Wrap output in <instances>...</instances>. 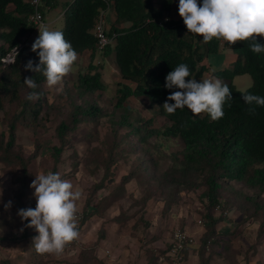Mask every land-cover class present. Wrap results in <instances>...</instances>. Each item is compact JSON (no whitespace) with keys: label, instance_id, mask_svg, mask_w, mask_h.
Segmentation results:
<instances>
[{"label":"trees","instance_id":"obj_1","mask_svg":"<svg viewBox=\"0 0 264 264\" xmlns=\"http://www.w3.org/2000/svg\"><path fill=\"white\" fill-rule=\"evenodd\" d=\"M197 2L202 5L203 0ZM173 3L174 0H163L162 3L157 0H45L40 8L44 16L47 8L61 6L63 27L59 31L71 43L79 58L87 54L90 59L87 72L79 74L75 89L61 94L69 99L71 110L56 127L60 146L53 148V157L55 164H58L67 147V136L81 123L107 118L109 142L108 156L102 161L104 178L94 186L78 230L83 229L86 221L104 217L105 208L122 198L124 187L132 180H137L140 186L150 191L142 201H134L135 204L147 207L152 189L165 191V213H169L174 200L182 192L205 187L207 223L198 252L200 264H210L220 255L218 247L227 243L219 239L216 227L222 220L216 217L217 208L225 209L231 205L229 199L222 200L224 192L230 191L244 200L242 210L255 218L261 216V226H264V107H257L256 114L250 115L249 105L242 98L246 94L264 97V53L254 54L249 47L252 41L231 45L214 38L209 43H203L202 37L188 31L181 16L178 20L171 19L160 25L158 19L170 12ZM110 6L114 7L116 24L124 26L119 28L113 25L107 30L111 43L99 50L94 28L101 12ZM34 12V6L27 0H0V113L3 112L7 121V130L0 133V163L15 169L13 181L17 189L14 205L17 210L27 209L24 200L32 178L29 168L38 156V152H34L26 157L18 149L19 127L45 128L44 113L49 114L56 108L46 98L48 92L45 89L40 91V88L47 86L43 74L25 70L29 60L35 65L40 63L38 52H33L28 42L39 27L32 21ZM129 22L131 26H128ZM257 40L264 44V37H257ZM15 49L14 61L4 63L2 59ZM226 49L234 54L231 65L225 69L211 70L205 60ZM112 52H115L121 81L112 107L104 109L97 94L106 91L108 86L95 59L98 53L110 56ZM182 63L191 72L187 78L189 80L195 78L201 82L205 75L225 80L232 96L223 106V118L213 121L207 113L194 116L186 107L177 109L174 114H168L163 109L165 102L174 103L167 101V97L180 91L166 88V76ZM245 74L251 76L253 84L243 91L233 81ZM28 77L34 78L38 85L35 91L39 99L35 101L26 98L32 91L24 84V79ZM141 97L157 105L169 124L156 127L153 116L143 117L128 105L130 98ZM154 137L160 140L179 138L183 142V150L178 152L174 164L166 170L159 168V157H155L151 146ZM98 150L100 154L102 149ZM130 154L137 155L131 172L122 177L110 195L96 203L95 194L106 187L105 182L112 174V168ZM232 183L240 184L254 194L249 196L242 189L234 188ZM94 203L96 207L89 211ZM115 219L124 224L131 217L121 211ZM24 222L25 225L30 223ZM28 232L29 228L25 226L22 237L31 239L35 236ZM103 237L101 233L100 239ZM2 239L7 240L8 237ZM68 246L65 250L69 249ZM168 246L148 251L157 262L159 256L167 252ZM190 249L185 253L186 260ZM95 252L96 247L81 251L79 264H105L96 257Z\"/></svg>","mask_w":264,"mask_h":264},{"label":"rangeland","instance_id":"obj_2","mask_svg":"<svg viewBox=\"0 0 264 264\" xmlns=\"http://www.w3.org/2000/svg\"><path fill=\"white\" fill-rule=\"evenodd\" d=\"M175 3L178 5V0H174L173 4ZM173 8H177V6ZM61 13V6L47 8L43 24L49 26L51 30H60L63 27ZM38 36L39 29L32 37L30 36L28 42L33 45ZM220 53L232 52L226 49ZM220 53L216 54L218 58ZM216 60V58L213 59L215 64L217 63ZM89 62L90 59L87 54L81 58L78 56L72 70L59 85L52 89L47 86L40 88V91L45 89L48 92L46 98L48 97V101L56 106L49 114L44 113L45 128L19 127L17 133L18 149L22 150L26 157L38 152V156L32 161L29 168L32 178L24 200L27 208L34 209L36 207L34 189L31 188V183L39 172L51 171L54 173V169H56V173L58 172L62 179L73 184V190H80L82 195L76 204L77 212L83 214H85L86 202L91 196L94 186L104 178L105 172L102 161L108 156L109 142L107 118H102L98 122L81 123L75 131L67 136V147L61 154L58 164H55L53 157V148L60 146L56 136V127L67 118L71 110L69 99L62 97L61 94L70 91V89H75L79 74L87 72ZM205 62L211 63L209 58ZM95 64L100 66L103 81L108 86L106 91L97 94L99 102L104 109H109L115 101L121 81L115 52H112L110 56H103V54L98 53ZM212 65V69H214V63ZM221 81L225 83L224 79ZM233 83L244 91L252 86L253 80L250 75L245 74L237 76ZM128 105L143 117L153 116L156 127H164L169 124L168 120L160 114L159 107L152 105L145 97L130 98ZM5 130H7V121L1 112L0 133ZM151 142L155 157H159L160 170H166L172 166L176 155L184 148L183 142L179 138L160 140L154 137ZM98 149H102L100 154ZM136 157V154H130L112 168V174L105 182L106 187L95 194L94 201L96 203L110 195L122 177L131 172L137 161ZM14 173L15 169L12 166L0 163V264H79L81 251L93 247H96V251L104 249L108 258L116 259L118 250L120 252L119 246L123 245H129L130 249H134V245L146 247V244L161 241L162 247L165 248L169 243L168 238L176 228L184 229L194 236V243L189 254L193 249L199 250L207 223L205 218L208 211L206 208V188L199 187L195 190L182 192L174 200L169 213H165L163 210L165 191L152 189L153 194L151 193L152 195L148 199L147 207L142 204H135L134 201H142L146 195L150 194V191L147 187L140 186L137 180H132L124 187L125 194L122 198L115 200L116 202L112 206L105 208L104 217H94L86 221L79 235L81 244L68 250L64 249V252L59 256L38 254L32 246L33 238L22 237L25 233V222L18 216V210L14 205V195L17 189V185L13 181ZM231 185L236 189H242L249 196L254 194L253 191L240 184L232 183ZM228 199L231 201L230 207L220 208V211H216V217L222 219L216 226L219 239L224 243L227 241V243L218 247L217 251L220 255H217L213 262L215 264H264V226H261L263 218L247 215L241 208L245 204L242 202L244 200L237 198L230 191L224 192L222 196L223 201H228ZM9 201L12 202V206L6 210L5 205ZM96 203L89 207V211L96 207ZM121 211L125 216L131 217L124 224H120L115 219ZM199 219H203L204 224L199 225ZM28 233L38 235L34 229H29ZM101 233L104 234L102 239H100ZM3 237H8V239L3 240ZM106 240L113 241V249L108 242L105 245ZM107 250L111 251V254H107ZM96 257L99 258L100 256L97 254ZM122 261L124 262V260Z\"/></svg>","mask_w":264,"mask_h":264},{"label":"clouds","instance_id":"obj_3","mask_svg":"<svg viewBox=\"0 0 264 264\" xmlns=\"http://www.w3.org/2000/svg\"><path fill=\"white\" fill-rule=\"evenodd\" d=\"M33 2L38 3L39 0ZM178 11L188 31L202 37L203 43H209L214 38L231 45L252 41L250 50L254 54L264 53V44L257 40V37H264V0H203L202 5L197 0H179ZM168 14L170 16V12ZM101 17L106 28L105 10L101 12L99 20ZM128 26H131L130 22ZM38 29L39 36L32 45V51L38 52L40 63L35 65L29 60L25 70L42 73L47 87L52 89L70 73L78 54L61 31L51 30L43 23ZM107 30L106 28V33ZM190 76L188 66L183 63L166 76V88L180 89L167 97V101L174 103H164L166 113L174 114L177 109L186 107L194 116L207 113L213 121L223 118V106L232 96L227 84L207 75L201 82H197L195 78L187 79ZM24 84L32 89L27 94V100L39 99V94L35 91L38 85L34 78H25ZM242 98L249 105L250 115L256 114L257 107H264L262 96L246 94ZM73 187L58 172H39L35 175L31 188L34 189L36 207L20 209L18 216L22 221H30L25 226L38 233L32 240V246L38 254L59 256L66 245L79 237L76 202L82 193L80 190H73ZM11 206L12 202L9 201L5 205L6 210Z\"/></svg>","mask_w":264,"mask_h":264},{"label":"crops","instance_id":"obj_4","mask_svg":"<svg viewBox=\"0 0 264 264\" xmlns=\"http://www.w3.org/2000/svg\"><path fill=\"white\" fill-rule=\"evenodd\" d=\"M157 1L159 3H162L163 0H157ZM175 6H177V8H172L170 10V16L173 20H178L180 15H179L177 3L174 4V7ZM105 24L108 30L113 25L119 28L124 26V25L116 24V13H115L113 6H110L109 8L105 10ZM214 58L217 59L216 64L213 61ZM209 59L211 63H208V62L207 63L210 65L211 70H219V69L228 68L235 58H234L233 53H228V54H221L219 58L217 57V55H213L212 57L210 56ZM212 63H214L215 65L214 69H212V66H213ZM125 235H126V232H125ZM170 237L168 238L169 240L168 242H170ZM106 242H108L110 244V247H112L113 249V241L106 240L105 245H106ZM114 246H116L115 243H114ZM134 246H135L133 247L134 249H130L129 245L119 246L120 252L118 250V255L116 259L108 258L106 253L104 252L105 251L104 249H100L99 251H96V255L98 254V256H100L99 259H101L105 264H162V263H159L158 261L155 262L153 256L151 255V252L148 251L151 248L164 249V247H162L163 245L161 241H156L154 243L146 244L145 245L146 247H140L137 245H134ZM190 253L191 254H189L186 264H200L199 252L193 249ZM107 254H111V251L107 250ZM122 260H124V262ZM210 264H215V262L212 261Z\"/></svg>","mask_w":264,"mask_h":264},{"label":"built area","instance_id":"obj_5","mask_svg":"<svg viewBox=\"0 0 264 264\" xmlns=\"http://www.w3.org/2000/svg\"><path fill=\"white\" fill-rule=\"evenodd\" d=\"M32 6L35 8V12L32 15V21L36 25H40L41 23H44V15L41 12V6L45 3V0H39L38 3H34L33 0H27ZM170 16L168 13L164 14L160 19H158V23L160 25L165 24L169 22ZM95 36L97 38V48L99 50H103L110 42L111 39L107 36L106 28L104 25V22L101 19L97 22L95 26ZM16 49L9 55H7L5 58L2 59L4 63H11L15 59L16 55ZM217 211H220V207L217 208ZM77 216V226L79 225V222L81 221L83 214L80 212H76ZM198 224L202 225L204 224L203 219L198 220ZM79 229V228H78ZM79 235L82 230H78ZM194 243V236L190 234L188 231L180 228L174 229V231L171 234L170 242L168 243V250L165 254L160 255L158 262L162 264H186V258L185 253L188 250L189 247L192 246ZM79 244H81V241L79 240V237L68 244V248H74L77 247Z\"/></svg>","mask_w":264,"mask_h":264}]
</instances>
